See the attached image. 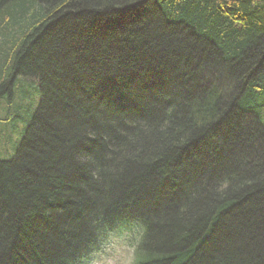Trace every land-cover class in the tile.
Instances as JSON below:
<instances>
[{
  "label": "trees",
  "instance_id": "trees-1",
  "mask_svg": "<svg viewBox=\"0 0 264 264\" xmlns=\"http://www.w3.org/2000/svg\"><path fill=\"white\" fill-rule=\"evenodd\" d=\"M13 76L0 264H80L130 221L133 264H264V0H0Z\"/></svg>",
  "mask_w": 264,
  "mask_h": 264
},
{
  "label": "rangeland",
  "instance_id": "rangeland-1",
  "mask_svg": "<svg viewBox=\"0 0 264 264\" xmlns=\"http://www.w3.org/2000/svg\"><path fill=\"white\" fill-rule=\"evenodd\" d=\"M9 98H12L14 95L9 92ZM3 98H6L4 96H1L0 100ZM9 105L13 103V100H8ZM20 106V105H18ZM5 116L6 112L2 104H0V116ZM12 115V114H11ZM10 116V115H9ZM23 122V121H22ZM12 123V120L8 121L7 127H13L14 128V134L17 133H24L26 129L25 123ZM15 125V126H13ZM6 127V128H7ZM5 128V129H6ZM4 129V127L1 126L0 130ZM5 136H3V139L0 142V158L4 159L7 158L8 154H11L14 152L16 147L20 144L22 137H14L12 140L4 139ZM132 259L131 250L126 247L125 242L123 238H115L113 237L110 241V245L107 250L104 252H100L96 255H94L92 261L88 264H129Z\"/></svg>",
  "mask_w": 264,
  "mask_h": 264
},
{
  "label": "bare ground",
  "instance_id": "bare-ground-1",
  "mask_svg": "<svg viewBox=\"0 0 264 264\" xmlns=\"http://www.w3.org/2000/svg\"><path fill=\"white\" fill-rule=\"evenodd\" d=\"M33 29H34V27L31 28V30H33ZM14 49L16 50L17 49V46H15ZM20 49H21V46H20ZM10 68L11 67L9 65V69ZM209 73H211V71H209ZM33 78L34 77H25V76H22V77L16 76L15 77V76H13V77H11L10 84L9 83L7 84L6 82L0 83V90L4 89V86L7 85L8 86V90H9V92L11 94H13V95H16L17 93L20 94L24 90H27V89L28 90H31V86L36 85V80H34ZM216 78L219 79V82H217L215 84L211 83V85L214 86V87H216V88H218V89H220V88L223 89L224 87H223V84H222V80L225 78V76L222 74L220 76H217ZM36 88H38V87H36ZM35 90H37V92H38V89H35ZM9 115H11V114H9ZM244 126L246 127L245 124H244ZM28 127H29V125H27V128ZM0 128H1V126H0ZM25 131H24V133H25ZM14 133L15 132H14V128L13 127H7L6 129L5 128L4 129H1L0 130V139H3V136H5L4 139H7L8 138V140H12L14 137H22V133H17V134H14ZM24 133H23V135H24ZM1 141L2 140H0V142ZM113 158L114 157H112V158L111 157H107L106 160L111 161ZM0 160H1V158H0ZM93 178H94V176H93ZM71 262L72 261H71L70 258H67L66 260H64V264H70Z\"/></svg>",
  "mask_w": 264,
  "mask_h": 264
}]
</instances>
